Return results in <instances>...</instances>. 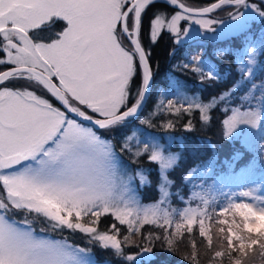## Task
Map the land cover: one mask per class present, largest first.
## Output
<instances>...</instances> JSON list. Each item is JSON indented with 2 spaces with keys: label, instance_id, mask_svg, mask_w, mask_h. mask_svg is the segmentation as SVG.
Wrapping results in <instances>:
<instances>
[{
  "label": "snow or ice",
  "instance_id": "6c2138e0",
  "mask_svg": "<svg viewBox=\"0 0 264 264\" xmlns=\"http://www.w3.org/2000/svg\"><path fill=\"white\" fill-rule=\"evenodd\" d=\"M154 0H0V51L7 60L0 64L14 65L0 72V85L10 79H27L47 89L66 108L61 111L47 99L28 90L0 87V264H92L84 248H77L60 241L39 238L29 228L21 227L11 219L16 212L35 214L51 222L53 228H67L90 237V242L101 248L111 249L126 264H153L155 240H162L165 249L173 252L183 242L185 233H192L198 225L199 235L207 241L206 250L200 253L196 241L190 239L191 254L184 258L191 264H200L198 256H208L207 264H244L250 254L259 249L264 258V196L254 190L242 191V197L251 202L230 201L219 216L229 211L238 214L242 221V232L227 228V235L219 237L218 250H213L212 221L209 206L212 200L201 193H194L201 206L185 207L177 213L161 208L169 196L171 181L168 171L174 168L179 157L165 155L164 149L154 141H140L135 134L127 137L122 151L134 155H147L161 169L160 189L163 198L157 204L140 206L127 195L129 189L119 174L117 157L112 145L101 139L92 127H86L68 113L93 122L100 129H114L135 117L150 90L152 68L149 54L140 40L142 14ZM181 9L167 19L157 14L151 21V40L156 41L160 32L167 29L176 43L190 35V28L180 27L187 20L201 29L216 32L212 26L224 21L202 19L224 6H233L225 27L232 31H251L250 21L259 18L264 23V0L249 3V0H216L204 8L188 7L182 0H167ZM126 5H130L126 7ZM63 22V29L49 43L39 41L38 33ZM199 35V33H197ZM130 41L131 49L125 46ZM218 54L223 55V51ZM264 56V32L252 36L241 50L238 71L240 80L233 88L219 97L203 102L196 97L188 98L180 93V85L173 86V95L178 99L160 101L157 111L181 115L194 111L200 113L205 124L211 120L210 112L219 103H231L241 88L246 91L236 97L238 104L225 108L231 115L223 120L224 136L243 139L256 157L264 156V81L255 82L257 55ZM139 58L137 65L136 58ZM246 58V59H245ZM194 72L201 79H219L216 71L200 66L199 57L192 58ZM142 69V83L136 94L135 103L128 105L129 86ZM183 67H190L189 64ZM39 69V70H38ZM264 71V66H260ZM58 80V84L53 82ZM78 105L99 114L93 120ZM124 109V110H122ZM142 123L152 126L151 120ZM165 129L175 127L172 121L163 124ZM191 121L185 125L193 130ZM142 145V147H141ZM237 153L234 159L238 158ZM254 172L253 165L247 166ZM208 164L204 171H211ZM264 169V164L261 165ZM201 170L193 169L186 180H191ZM137 175L141 183L146 182L142 172ZM261 179L264 180V172ZM179 219L174 220L173 215ZM111 214L121 225L128 226L129 236L119 238V228L113 224L112 231L99 232L94 225L99 217ZM89 217L87 223L82 222ZM206 221L208 223H206ZM30 225V221H23ZM215 223L228 225L226 219L217 218ZM238 230L241 224L231 222ZM145 224L164 228L163 236L149 233L147 243L137 244L131 237L139 233ZM168 229H173L169 232ZM220 234L225 228L218 229ZM235 241V243H234ZM136 247L135 253L126 254L125 247ZM210 253V255H209Z\"/></svg>",
  "mask_w": 264,
  "mask_h": 264
},
{
  "label": "trees",
  "instance_id": "16d2710c",
  "mask_svg": "<svg viewBox=\"0 0 264 264\" xmlns=\"http://www.w3.org/2000/svg\"><path fill=\"white\" fill-rule=\"evenodd\" d=\"M161 7L162 6L159 8ZM149 24L150 21L147 22V20H145L143 22L145 30H147ZM250 30V32L244 30L226 39L207 43L203 46L201 52H198L200 66L204 68L205 71L208 67H212L219 76V79L209 80L205 78L202 80L201 74L192 70L191 65L195 64V62L183 56L180 51L173 52L171 46L172 39L165 38L164 34H161L154 43L147 47L149 52V64L152 70H154V79L149 99L142 115L144 121L151 120L152 126L150 127L145 123L141 125L143 129L155 135L160 142H165L168 136H173L174 145L170 148L173 152L177 153L179 159L176 166L167 173L171 181V185L169 186L171 207L174 209H181L182 205L178 206L180 198L188 199L196 203V207H202L201 201L194 198V193H201L213 201L209 206V213L213 217L214 224L217 218L229 221V219H227L229 214L219 216L220 212L216 210L226 206L230 202L228 199L230 195L239 189L241 190L242 186V183L239 182L238 179H232V181L223 177L221 180L220 174L222 169L224 168L226 172H228L230 167L235 172L246 170L249 175H256L261 179L262 172H264L263 169H261L263 163L262 156L256 157V154L248 149L245 144L241 143L238 138H226L223 135L224 126L222 122L227 117L229 111H222L219 106L221 103L217 104V106L211 110V120L207 124L201 121L200 113L196 110L190 115L188 113H181L179 116L167 112H160L157 115H152V113L157 111V104L159 101L164 100L166 102L168 99L179 98L173 95V86L177 83L180 85L181 94L186 95L190 99L194 97L195 94H199L200 100L205 102H208L212 97L220 96L228 92V90L240 80L238 64L240 63L241 50L248 39L264 32V23L260 22L250 26ZM188 46L189 45L183 46V49L186 50ZM221 51H223V55L218 54ZM257 59L258 70L255 82L260 84L264 81V71L259 70L260 66H264V56L258 54ZM185 64H189L190 67H183ZM134 86L135 82L131 85L130 89ZM158 91L159 94H157V96L160 95L159 97L162 99H158L156 96ZM245 91L246 88H241L237 91V97L242 95ZM166 93L168 94L166 95ZM236 100L237 99H234V101ZM168 121L174 123L175 127L173 129H165L162 127V125ZM188 121H191L194 125L191 131L185 129V125ZM130 130L132 129L128 131ZM102 136L113 139L114 149L116 153L120 155V160L125 166H129L132 170L139 167L144 169L143 171L146 172L145 174L152 181L153 187L138 184V191L142 197L147 195L149 196L148 198L155 199V195L149 192H154L156 190V185H158L160 181L157 164L150 161L147 155L136 157L134 155V146L132 151H122L123 135L121 131H117L116 133L112 132V134L106 133ZM237 153H240V156L234 159ZM208 164H211L212 168L211 171L206 172L204 169ZM249 165L255 167L254 172H249L247 167ZM198 168L201 171L191 180L185 179L189 172ZM228 174L230 176L232 175L230 173ZM215 182L218 183V187L220 186V188H218L217 185H213ZM220 191L224 192L221 193ZM145 199L148 200L147 198H143V200ZM173 216L175 218L174 220L179 219L178 214L174 213ZM236 221H239L238 223H241L242 226L241 220L237 219ZM30 224L34 225V227L36 226L35 222H31ZM113 224L119 225L112 216L104 215L99 217L97 226L102 230L110 232ZM168 231L171 232L173 229H168ZM164 232V228L157 227L155 224H145L140 228L139 233L135 234L136 243H147L145 238L149 236V233L155 237L163 236ZM64 233V235L71 238L73 242H77L83 246L86 245V241L80 233L72 231H66ZM190 239L196 241L199 251H205L199 248L205 244V239L200 237L198 225H194L193 232L190 234L185 233L183 242L180 243L173 252H169L165 249L162 240H155L152 253L154 257L153 264H191V260L184 258L186 255H190L192 251L189 243ZM133 247L134 246H132V248ZM99 248L93 249L99 260L106 261L105 259H111L112 252H108V249L101 251ZM134 249L137 250L138 248L134 247ZM258 253L259 249L257 248L256 254L258 255ZM119 259L122 260V258ZM198 259H200V264L206 260V258H201V256H198ZM109 262L112 264H120L115 262V259Z\"/></svg>",
  "mask_w": 264,
  "mask_h": 264
},
{
  "label": "rangeland",
  "instance_id": "374dc122",
  "mask_svg": "<svg viewBox=\"0 0 264 264\" xmlns=\"http://www.w3.org/2000/svg\"><path fill=\"white\" fill-rule=\"evenodd\" d=\"M182 2L185 3L188 7H191V8H204V7L209 6L210 4L215 3L216 0H182ZM249 3H259V0H249ZM161 4L162 3H160L159 5H161ZM129 6L130 5H126V7H129ZM159 7H157V9H156L157 10L156 15L157 14H163L167 19H170L171 16L174 15L176 12L181 11L180 9H177L176 7L169 6L167 4H164V6H162L161 8H159ZM232 11H234V7L233 6H224V7L220 8V9L215 10L214 12H212L210 14H207V15H205L203 17H200L202 19H213V20H217V21H221V20L224 21L225 24H223V25L222 24H215V25L212 26L213 28L216 29V32H210V31H207L205 29H201L199 25H196L194 23H190L187 20H182V21H180L181 29L190 28L191 31H190V35L188 37H183L181 43H179V44L176 43V40H175L173 34L168 32L167 29L162 30L160 32V34L158 35V37L161 34H164L165 38H171L172 39L171 46H172V49H174L173 52L180 51V53H182L183 56L190 58V60L192 61L193 57H198V52H201V50L203 49V46L205 44H207V42H209L211 40L223 39V38L229 37V36H231L233 34L241 32V31H232V30H229V29H227L225 27V25L228 24V23H232V24L236 23L235 21H229L228 14H229V12H232ZM151 21H150V24H149L147 30H145V28L143 27V22H142V27H141L142 28V30H141V33H142V35H141L142 46L145 47L146 49H147V47L149 45L154 43L151 40ZM257 23H260V20H259L258 17L255 20L250 21L249 26H253V25L257 24ZM197 33H199V35H197ZM256 35H257V33H256ZM185 45H189L186 50L183 49V46H185ZM125 46L128 47L129 49H131V47H132L131 44L128 41L125 42ZM192 46H197V47H192ZM0 59H2V58H0ZM136 62H137V65H138V57L136 58ZM2 69H3L2 68V64H0V72H4V71L8 70L7 69V70L1 71ZM139 70L140 69H139V66H138L136 75L138 77H140V79H141V75H140L141 72ZM133 82H135V81H133ZM10 85H13V86H10ZM0 87H8V88H11V89H14V90L15 89H19V90L32 91L37 96H40V97L48 100V98L46 97L44 91L42 89H40V87H38L34 82H28V81H23V80H17L16 81V79H10L8 81H5L3 85H0ZM130 87H131V85L129 86L128 105L135 103L137 91H138V89L141 86H138V87L135 86L134 88H132V90L130 89ZM157 94H159V91L156 93V96H157ZM159 96H157L158 99H162ZM194 97H196V98H198L200 100L199 94L198 95L195 94ZM216 97H219V96H216ZM203 102H205V101H203ZM159 104H160V101L158 102L157 106ZM53 106L59 108L62 111V109L60 107L55 106V105H53ZM219 106L221 107L222 111H225L224 109L226 107H225V105L223 103H221ZM84 109L87 111V113H89L91 115H94V116H97V117H100L99 114L91 112L90 109H86L85 107H84ZM122 110H124V109H122ZM229 115H231V112L227 116H229ZM142 121H144L143 115L138 118L139 125L138 126L134 125L132 130H130V131H128L129 129H126V126L121 125V126H117L114 129H110V130L109 129H105L104 134H106V133H111L112 134V132H115L116 130L121 131L122 135H123V144L125 142V139L127 137L133 136V134H135L136 139H138L140 141H148L150 143L153 142V138H154V141L156 143H158L164 149L165 155H167L169 153L177 155L176 152L166 151L165 150L166 147L170 148V147H172L174 145L173 136H168L166 142L165 143H161L159 141V139L155 135H153L149 131L144 130L143 127H141L140 123H142ZM83 125L86 126V127H90V125L89 126L86 125V124H83ZM97 135H99V134L97 133ZM100 137H101V139L108 141L112 145L113 150L116 153V151L114 149V141H113V139L112 138L102 137V136H100ZM238 139L240 140L241 143L245 144L243 139H241V138H238ZM131 143H132V145L134 144L133 146L136 148V140H133ZM141 147H142V145H141ZM116 157H117V167H118L119 174L123 177L124 181L128 185V189H129V191L127 193L128 196H130L131 198L135 199L140 206H151V205L157 204L159 201H161L163 196H162V192H161V189H160V183L158 185H156V188L160 192V196L158 197V199H156V201H154V202H151V201L147 202L146 199L143 200V198H148V197L147 196H145V197L139 196V194H138V192L136 190V183L138 182L141 185H149L150 187H153L152 181L145 174L146 172L143 171L144 169L139 167V168H134L132 170L129 166H125V164H123L121 162V160H120L121 157L117 153H116ZM154 163H156L157 166H158V172L160 173L159 177H160V180H161V169H160V166H159V164L157 162H154ZM138 172H142L143 173V175L147 178L146 182L141 183V179L137 175ZM261 186H263V184H261V183L255 184L252 181H248L245 184V191L251 189V190L255 191L256 195L264 196V189L261 188ZM167 190L169 192V189H167ZM0 191H2V189H0ZM169 201H170V199H169V196H168L167 199L165 200V202L163 203L165 205L161 204L160 207L161 208H167L166 206L169 205ZM240 201L251 202V199L249 197H242L237 202H240ZM185 207H193V208H195V206H193L191 204H186L184 207L181 208V210L184 209ZM221 209L222 208H219L216 211L220 212ZM169 211H171V210H169ZM227 214H229V216L227 218V219H229V224L228 225H219L217 223L214 224V221H212V225H213L212 226L213 250H218L219 244L221 242L219 237L221 235H225V236L227 235V228L229 226L232 227L233 231H241V234H246V233L242 232L243 225L241 226V229L238 230L236 228L235 224L231 223L233 221V219H235V221L237 219L241 220V217L238 214H235V213H233L231 211H229ZM104 215L112 216L111 214H104ZM104 215H101V216H104ZM112 217L115 219L114 216H112ZM173 218H174V216H173ZM11 219H16V220L20 219L22 222L16 221L18 223V225L21 226V227H25V228H29L30 227V229L33 231L34 235H36L39 238L48 239V240H51V241L66 242L68 244L73 245L74 247L84 248L86 250L87 257L91 260L92 264H112L111 262H109L112 259H115V262H118L120 264H126V261H124L123 259L120 260L119 259L120 257H117L111 249L107 250V249L101 248L95 242H90V237H88L86 234L81 233L79 231H75V232H78V233H80L83 236L84 240L86 241L85 243H86L87 246L86 245L83 246V245H81V244H79L77 242H73L71 238H68L67 235H64L65 234L64 232L72 231L71 229H67V228H63V229L53 228L52 225H51V222L47 221L43 217H37L35 214L27 215V214H25L23 212H16L15 214L11 215ZM25 220H28L30 222H35L36 226L34 227V225H31V224H30L31 226L24 224L23 221H25ZM88 220H89V217H85L82 222L87 223ZM116 222L119 223V221H117V220H116ZM238 222L239 221H236V223H238ZM206 223H208V222L206 221ZM94 226L97 227L99 232H109V231L102 230L101 228H98L97 224H95ZM116 226L119 228V238L121 240H123L124 236H129L130 235V233L128 232V226L127 225H121L119 223V225H116ZM220 227H224L225 228V233L224 234H220L218 232V229ZM35 229H38V230H35ZM40 231H41V233H39ZM110 231H112V227H111ZM72 232H74V231H72ZM50 233H52V234H50ZM131 238L136 242L135 234L132 235ZM234 243H235V241H234ZM206 244H207V241L205 240V244H203V246L199 247V248L203 249V250H206ZM95 248H99V250H101V251L107 250L108 252H112L111 259L108 260V259L104 258L106 261L99 260L98 257H96V252L93 251V249H95ZM138 250L139 249H137V250L134 249V247L133 248L132 247H127V246L125 247V253L126 254L135 253ZM199 252L203 253L205 251H199ZM105 253H102V254H105ZM209 255H210V253H209ZM200 256H201V258H206V260L204 262H202L201 264H207V260H208L209 257L208 256H204V255H200ZM225 264H227V261H225ZM244 264H264V258H261L259 256V254L257 255L256 252H254V253L250 254V257L248 259L245 260Z\"/></svg>",
  "mask_w": 264,
  "mask_h": 264
},
{
  "label": "flooded vegetation",
  "instance_id": "af4514ba",
  "mask_svg": "<svg viewBox=\"0 0 264 264\" xmlns=\"http://www.w3.org/2000/svg\"><path fill=\"white\" fill-rule=\"evenodd\" d=\"M160 3H162L161 5H159ZM164 4H167V3H165V2H163V1H159V0H154V2L151 4V5H149L147 8H146V10L144 11V13L142 14V22L144 21V20H147V22L148 21H151L153 18H154V16L156 15V12H157V7H159V6H164ZM168 5V4H167ZM65 25H64V23L63 22H56L54 25H52L51 27H49V28H47L46 30H44V31H40L39 33H38V36H39V41L40 42H44V43H49V42H51V40L52 39H55L56 38V33H58V32H60L62 29H63V27H64ZM141 30H142V28H141ZM141 35H142V33L140 34V40H141ZM0 39H2V38H0ZM125 42H127V40H125ZM141 43H142V41H141ZM175 48V47H174ZM144 49H145V51L147 52V53H149L148 52V49H146L145 47H144ZM0 58H2V59H4V60H7V54L6 53H4V52H2V51H0ZM138 65H139V63H138ZM12 67H14V65H11V64H7V63H5V64H2V70L1 71H3V70H7V69H11ZM140 69V68H139ZM39 70V69H38ZM140 72H141V69L139 70ZM152 72H153V75H154V70H152ZM140 75H141V79H140V77H138L137 75L136 76H134L133 77V79H132V81H131V84L130 85H132L134 82L133 81H135V86H141V84L140 83H142V72L140 73ZM17 80H23V81H28V82H34L36 85H37V83L35 82V81H30V80H27V79H16V81ZM53 82L54 83H56V84H58L59 82H58V80H56L55 78H53ZM10 86H13V85H10ZM38 87H40V89H42L43 91H44V93H45V95H46V97L48 98V100L50 101V103H52L53 105H55V106H58V107H60L61 109H62V111H65V109L63 108V106H62V104L59 102V100L58 99H56V97L55 96H53L52 94H51V92H49L47 89H45V88H43L42 86H39V85H37ZM134 86V87H135ZM133 87V88H134ZM132 90V89H131ZM74 103H76L77 104V106H79L82 110H84V111H86L85 109H84V107L85 106H83V105H78V103L77 102H74ZM131 105V104H130ZM129 105V106H130ZM87 112V111H86ZM87 114H89V113H87ZM90 115V114H89ZM70 117V116H69ZM70 118H72V117H70Z\"/></svg>",
  "mask_w": 264,
  "mask_h": 264
},
{
  "label": "water",
  "instance_id": "95a60500",
  "mask_svg": "<svg viewBox=\"0 0 264 264\" xmlns=\"http://www.w3.org/2000/svg\"><path fill=\"white\" fill-rule=\"evenodd\" d=\"M216 3V2H215ZM174 6V5H173ZM174 7H176V6H174ZM176 8H178V7H176ZM179 9V8H178ZM181 10V9H180ZM139 59V58H138ZM8 71V70H7ZM150 87H151V85H150ZM149 93V92H148ZM148 93H147V95H146V97H145V100H144V102H143V104H142V106H141V109L138 111V113H137V115L140 113V111L143 109V107L145 106V104H146V102H147V98H148ZM65 107V106H64ZM66 109V108H65ZM67 111V110H66ZM73 116H75L77 119H79L80 121H83V122H85V123H88V124H91L94 128H99L98 126H96L93 122H90V121H86V120H83L82 118H80V117H78V116H76L74 113H71ZM136 115V116H137ZM94 120V119H93Z\"/></svg>",
  "mask_w": 264,
  "mask_h": 264
}]
</instances>
